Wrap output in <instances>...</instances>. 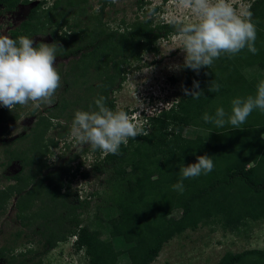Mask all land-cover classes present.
<instances>
[{"label":"trees","instance_id":"1","mask_svg":"<svg viewBox=\"0 0 264 264\" xmlns=\"http://www.w3.org/2000/svg\"><path fill=\"white\" fill-rule=\"evenodd\" d=\"M32 1L0 0V17ZM112 2L103 0L97 13L89 0L51 4L42 0L10 32L14 40L50 36L48 43L63 45L57 57L69 62L59 72L66 89L57 99L53 97L55 105L5 150L8 164L18 162L21 170L11 178L13 183L0 190V216L16 200L17 217L25 229L17 233L13 246L0 249L4 264H45L43 257L72 237L75 251H84L89 264H120L124 256L125 264H152L166 243L188 230L225 225L229 215L233 218L230 230L235 233L250 222L264 221V112L254 110L239 128L227 123L216 127L202 119L205 113L215 116L220 107L231 112L233 99L254 97L257 85L264 81V0H254L247 10L256 24L258 54L245 48L235 56L222 55L198 73L185 68L184 89L194 90L197 81L203 95L193 99L184 93L159 112L144 115L143 111L140 129L148 134L129 138L119 155L93 150L98 157L93 170L104 181L102 190L89 194L91 200L77 198L76 202L64 189V175L72 167L59 165L53 170L47 161L52 147L58 146L55 138H48L52 120L64 118L63 128L68 129L76 111L98 110L95 100L100 96L106 97L107 107L118 111L113 93L123 85L126 67L140 62L160 39L178 35L184 25L151 20L128 24L123 19L113 29L104 21ZM143 5L139 2L138 9ZM247 71L252 73L248 76ZM213 84L221 86L219 92L208 91ZM19 107L10 111L0 105V126L18 120L20 114L14 112ZM190 127L197 129L200 140L185 134ZM8 133V127L2 129V135ZM64 135L59 133L60 138ZM201 155L212 158L213 171L185 179L184 191H175L172 186L181 179V169ZM86 212L90 213L82 217ZM24 231L26 242H37L39 248L16 253ZM223 264H264V249L228 252Z\"/></svg>","mask_w":264,"mask_h":264},{"label":"rangeland","instance_id":"2","mask_svg":"<svg viewBox=\"0 0 264 264\" xmlns=\"http://www.w3.org/2000/svg\"><path fill=\"white\" fill-rule=\"evenodd\" d=\"M42 0H33L32 4H21L15 11L6 12L0 17V35L10 37V32L26 19L30 9ZM48 4L54 0H45ZM103 0H89L93 10L97 4L101 7ZM254 0H229L238 15L247 12ZM143 3V8L138 9V3ZM113 6L106 8L104 21L115 29L122 25L125 19L129 24L136 21L151 20L157 23H190L195 22V16L188 10L181 9L174 0H113ZM155 8L158 9L155 11ZM93 10L91 13H93ZM123 29V28H122ZM37 44L48 43L52 38L48 35L36 36L33 38ZM153 50L143 53L140 62H131L126 68L125 81L119 90L113 93V99L118 111L127 109L131 114L133 123L140 125L142 112L154 114L163 107H170L184 97L185 87V53L182 41L178 35H173L168 39H160ZM69 59L57 57L55 67L58 72L67 67ZM146 69H151L146 72ZM251 72L247 71L246 75ZM254 73V72H253ZM258 73L257 71L255 74ZM264 75V74H262ZM66 89V85H61L56 92V99L61 96ZM54 103L42 104L39 108H34L31 104L20 106L14 113L20 114L16 121L4 123L0 126V190L13 183L11 178L20 172L21 165L18 162L8 164V155L5 150L14 139L20 135L28 133L36 124L40 116L48 114L47 108ZM36 110L33 114L32 111ZM226 113H231L225 109ZM52 128L48 132V138H55L57 147H52L51 153L47 156L48 165L53 170H57L59 165L72 167L70 174L64 175V189L71 192L72 200L77 202V198L91 200L90 193L103 189V176L94 172L93 165L97 160V155L90 145L78 143L71 135V126L64 129L65 119L52 120ZM8 127V134L2 135V129ZM59 133H64L60 138ZM188 137L201 139L198 131L190 127L186 133ZM8 144V145H7ZM68 147V148H67ZM78 156L75 162L70 163V159ZM82 163L80 171H77ZM82 173L88 175L84 178ZM95 201L92 202L94 206ZM92 209V208H91ZM91 212V210H90ZM89 212V213H90ZM88 212L84 213L85 217ZM233 223L231 215L225 219V225L210 227L202 225L196 230H188L176 235L171 241L166 243L159 257L152 264H223L226 261L228 252L241 253L252 249H264V221L250 222L247 227L239 232H232L230 227ZM21 220L17 217L16 200L9 204L7 212L0 216V249L13 246L17 238V233L21 229ZM39 230L38 228H36ZM30 233V231H26ZM25 236V238H24ZM40 236H35L39 240ZM75 237L69 238L65 242H60L56 248L47 253L43 258L45 264H89V260L84 251L76 252L73 247ZM25 231L23 238H20L16 253L26 252L27 249L38 247L37 242H26ZM39 248V247H38ZM127 262L126 257H122L120 264ZM0 264H4L0 261Z\"/></svg>","mask_w":264,"mask_h":264},{"label":"clouds","instance_id":"3","mask_svg":"<svg viewBox=\"0 0 264 264\" xmlns=\"http://www.w3.org/2000/svg\"><path fill=\"white\" fill-rule=\"evenodd\" d=\"M181 9L190 11L195 22L184 24L179 29L185 53L184 67L196 71L210 68L222 55L229 57L239 54L245 48L253 55L258 54L255 47L257 39L256 24L252 13H236L229 0H174ZM100 11V5L94 8ZM63 49L60 42L39 43L27 36L14 40L0 35V105L12 111L16 105L34 108L52 103L61 87V76L55 64L58 50ZM151 69H146L149 72ZM221 86L213 84L208 91L219 92ZM193 89H182L185 95L199 99L203 91L199 83L193 82ZM97 111H76L71 126L72 137L80 144H88L93 150L119 155L121 145H127L129 138L147 135L146 131L133 123L123 110L113 111L106 106V97L95 100ZM259 109L264 112V81L257 85L256 95L246 99L232 100L231 115L224 108H217L215 116L204 114L205 123L216 127L230 124L239 128L251 113ZM227 117V119H226ZM196 163L181 169V179L172 187L183 192L185 179L207 175L214 169V162L208 155L197 156Z\"/></svg>","mask_w":264,"mask_h":264}]
</instances>
